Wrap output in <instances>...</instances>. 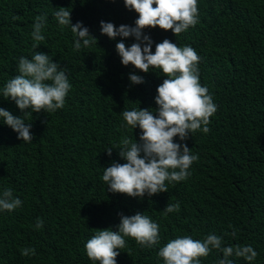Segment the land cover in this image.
Returning <instances> with one entry per match:
<instances>
[{
    "label": "trees",
    "instance_id": "16d2710c",
    "mask_svg": "<svg viewBox=\"0 0 264 264\" xmlns=\"http://www.w3.org/2000/svg\"><path fill=\"white\" fill-rule=\"evenodd\" d=\"M198 6L199 22L179 36L158 27L143 35L153 41V52L168 39L201 57L200 83L217 105L211 131L191 133L185 142L174 138L198 155L185 181L133 198L109 192L103 172L125 162L118 155L123 137L139 142V127L121 126L122 112L155 111L156 89L166 77L158 69L143 73L122 65L116 44L130 47L135 38L109 39L100 23L134 27L137 14L123 0H0V108L24 115L3 97V88L19 74V58L31 59L34 51L58 62L72 86L63 108L23 117L32 125L31 143L0 118V192L11 188L22 201L11 212L0 210V264H99L87 257L86 242L98 230L117 231L121 214L137 212L159 225L160 243L141 247L125 237L117 264H163L157 253L170 240L203 241L209 234L221 237L225 247L251 244L258 253L251 264H264V0H198ZM60 7L71 10V24L81 22L97 43L74 51L77 38L54 15ZM37 16L46 17L45 40L34 50ZM131 74L143 83L132 84ZM177 202L179 212L164 213ZM37 218L44 222L40 230L34 229ZM25 247H34L36 255L22 256ZM221 258L213 250L201 264ZM229 259L249 264L234 255Z\"/></svg>",
    "mask_w": 264,
    "mask_h": 264
},
{
    "label": "clouds",
    "instance_id": "9594fccd",
    "mask_svg": "<svg viewBox=\"0 0 264 264\" xmlns=\"http://www.w3.org/2000/svg\"><path fill=\"white\" fill-rule=\"evenodd\" d=\"M124 6L134 11L138 18L135 26L112 23H100L101 34L109 39L134 37L136 42L126 47L123 42L116 44V51L121 58V64H131L140 72L148 73L150 69H158L165 79L157 87L155 96V111L150 109H133L122 112L124 128L139 127L141 135L139 142L125 136L118 146L119 157L124 163L113 162L104 169L102 180L112 193L128 197H149L167 192L168 184L185 181L188 171L198 155L191 154L186 143H177L190 138L197 131L208 134L210 118L217 112V105L206 86L199 79V63L201 57L191 46L179 47L176 43L164 39L155 45L148 35H143L146 28L171 30L174 36H179L194 27L199 22L198 0H123ZM68 8L60 7L54 15L58 24L70 26L77 38L73 50L79 51L82 46L90 47L97 40L89 35L87 27L81 22L71 24ZM46 25V17L37 16L32 25L31 33L35 50L45 37L41 34ZM18 75L11 78L3 88V97L11 99L24 113L15 117L9 111L0 108V118L14 132L18 139L31 143L33 135L31 123H25L23 117L32 113H54L65 105L66 97L71 89L66 71L48 54L34 51L31 59L21 56L18 61ZM132 84L143 83L142 77L131 74ZM30 110V111H25ZM155 112V114H154ZM112 148L105 152L111 156ZM22 201L13 196L11 188L0 192V210L11 212L20 207ZM179 203L167 204L164 213L179 212ZM43 220L36 219L34 229L43 227ZM117 231L111 229L98 230L85 244L87 257L99 264H117L119 249L125 248V237L134 239L141 247L152 248L160 243L159 225L150 217L137 212L131 216L120 215ZM232 235H235L233 231ZM213 250L222 253L223 258L216 264H233L231 256L241 257L251 264L258 253L251 244L242 246H223L221 237L209 234L201 241L191 236L177 237L160 248L157 255L163 264H201V258L207 257ZM24 257L36 255L34 247L20 250Z\"/></svg>",
    "mask_w": 264,
    "mask_h": 264
}]
</instances>
